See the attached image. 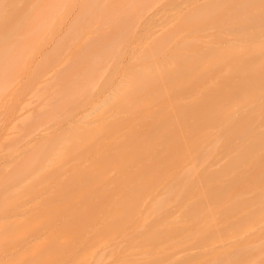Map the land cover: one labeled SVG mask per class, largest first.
I'll return each mask as SVG.
<instances>
[{
	"label": "bare ground",
	"instance_id": "obj_1",
	"mask_svg": "<svg viewBox=\"0 0 264 264\" xmlns=\"http://www.w3.org/2000/svg\"><path fill=\"white\" fill-rule=\"evenodd\" d=\"M212 1L185 21L176 19L173 27L181 23L187 32L196 33L183 39L187 46H177L181 42L176 29L168 32V38L177 44L172 51L164 38L151 42L145 53L137 52L139 66L130 69L126 80L94 107L93 114L100 116L130 92L128 120L115 113L116 129H107L101 122L94 130L105 136V141L100 140L93 152L98 159V164L93 163L96 168L85 173L92 174L94 169L101 181L92 183L78 165L71 168L72 179L64 174L69 181L75 178L79 199L70 189L74 183L68 180L65 190L61 181L48 184L53 203L80 204L69 206L71 210L68 207L64 215L60 213L67 228L58 229L54 224L60 217L52 219L49 230L52 234L58 229L52 234L57 246L48 258L36 253L35 264H71L77 245L83 252L76 256L75 264H86L92 258L102 261L94 251L99 244L106 246L105 250L112 248V264H162L163 245L172 247L169 240L180 230L190 229L194 217L198 218L195 227L204 230L203 236L238 231L236 224L242 222L246 232L259 238L251 241L242 237L247 242L244 247L264 239V0H204L202 5ZM152 2L130 0L139 7ZM201 37L213 40L205 42ZM86 116L81 117L84 126ZM116 132H123L119 134L122 140L114 137ZM36 135L44 138L40 148L29 151H36L30 153L35 156L31 163L49 149L69 150L67 138L61 142L51 141L41 132ZM210 146L226 152L227 160L216 161L221 170L215 174L206 173L213 165L208 159ZM39 150L44 152L37 153ZM58 155L60 161L62 156ZM187 157L190 167L184 164ZM47 167H51L50 162ZM183 174L189 179L186 187L180 180ZM59 188L67 198L62 191L63 195L54 198ZM248 193L257 199H250ZM203 200L209 204L204 216ZM58 205L56 210L61 211ZM64 205L63 212L67 209ZM174 207L180 216L171 212ZM50 215L38 217L43 223L51 220ZM254 223L258 225L255 229ZM95 236L98 242H92ZM120 242L127 246L126 251L114 248L121 246ZM222 249L220 256L230 255L231 259H235L234 251L238 253L228 245Z\"/></svg>",
	"mask_w": 264,
	"mask_h": 264
},
{
	"label": "rangeland",
	"instance_id": "obj_2",
	"mask_svg": "<svg viewBox=\"0 0 264 264\" xmlns=\"http://www.w3.org/2000/svg\"><path fill=\"white\" fill-rule=\"evenodd\" d=\"M89 1L0 0V264H35L36 253L42 258L49 257L58 243L52 234L58 229L67 228L60 213H68V207H76L78 203L68 205L58 202L67 206L63 212L64 207L53 203V197L50 198V182L61 181L64 186L61 182L60 185L64 189L69 181L67 175L71 179L74 177V174L70 175L72 167L81 165L82 170H85L84 175H87L85 172L98 164L93 152L100 140L105 141V136L94 130L101 122H104L107 129H114L115 113L123 115L124 121L128 120L126 116L130 109V92L114 104L110 111H104L100 116L93 114L94 107L100 105L104 97L126 80L130 69L139 66L135 61L137 52L145 53V48L151 42L156 44L164 38L172 51L177 44L168 38V32L176 29L177 39L181 42L177 46H187L182 43L183 39L187 38L188 33H196L187 32L181 23L173 27L177 23L176 19L182 18L185 21L195 10L214 3L212 1L202 5L204 0H154L149 5L139 7L136 3H130V0ZM201 38L205 42L210 40L208 37ZM167 55L170 57L169 53ZM74 57L75 60H72ZM125 103L122 107L121 104ZM85 114L84 126L81 117ZM37 132L51 137V141L64 142L67 138L70 141L67 145L69 150L48 148L35 160L36 163H31L35 156L30 153L36 154V151H29L40 148L44 138L38 137ZM121 133L116 132L114 137L122 140L119 136ZM58 154L62 156L60 161L57 160ZM225 157L226 152L222 149L208 147L209 165H213L206 173H218L221 165L215 163L221 158H224V162L227 160ZM49 162L51 167H47ZM184 164L186 167L191 166L189 157ZM23 167L26 169L24 173ZM78 174L75 177H79ZM90 174L87 178L92 183L101 181L94 169ZM74 180L69 181L74 183L70 189H74V195L78 198L80 191ZM180 180L186 187L189 179H184L183 174ZM57 191H54V198L63 193L62 189L60 193ZM254 195L248 193L250 199L256 200ZM57 205L62 207L61 211L56 210ZM206 205L209 204L203 200L202 216L209 210ZM261 206L264 208V205ZM176 211L177 207H174L171 212L180 216ZM47 213L51 214V220H43L42 223L43 218H49ZM38 216L42 219L39 220ZM55 217H60L54 223L58 229L51 234L49 229H52V219ZM197 219L193 218L190 229L180 230L169 240L172 247L163 245L162 248L166 250L162 253V264H264V239L258 243L252 242L250 248L244 247L247 242L242 237H248L251 241L259 238L246 232L247 229L241 226L242 222L236 224L240 226L236 229L238 231L215 232L203 236L204 230L199 231L195 227ZM253 226L255 229L258 225L254 223ZM91 239L94 240L92 242H98L96 236ZM226 245L229 250H238V253H233L235 259H231L230 255L220 256ZM105 247L100 244L94 247L96 256L103 257L102 261L96 262L97 259L94 261L92 258L85 263L112 264V248L105 250ZM114 248L126 251L127 246L122 243ZM82 252L80 245H77L75 254L70 256V263L75 264L76 256H81Z\"/></svg>",
	"mask_w": 264,
	"mask_h": 264
}]
</instances>
